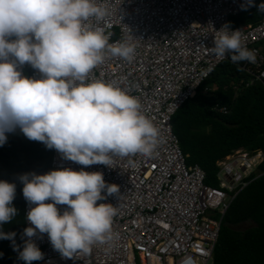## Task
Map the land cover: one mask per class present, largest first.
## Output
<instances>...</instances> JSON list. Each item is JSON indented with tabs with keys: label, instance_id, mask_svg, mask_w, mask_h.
<instances>
[{
	"label": "clouds",
	"instance_id": "9594fccd",
	"mask_svg": "<svg viewBox=\"0 0 264 264\" xmlns=\"http://www.w3.org/2000/svg\"><path fill=\"white\" fill-rule=\"evenodd\" d=\"M252 4L246 0L241 7ZM256 8L264 12V2ZM107 15L104 0H0V145L18 128L85 166L111 167L115 156L153 154L161 138L139 98L112 82L87 79L106 56L134 58L130 39L109 42L107 25L101 24ZM210 50L232 62L256 58L228 22L216 29ZM25 63L38 71L37 78L21 73ZM18 180L30 205L29 226L22 230L27 239L17 253L24 264L43 258L32 239L38 234H47L61 258H81L95 245L111 247L118 240L112 228L117 207L97 201L118 194L119 186L107 183L101 171L64 167L26 172ZM14 195L15 183L0 179V225L17 214ZM15 235L0 229V239L10 240L14 251Z\"/></svg>",
	"mask_w": 264,
	"mask_h": 264
},
{
	"label": "built area",
	"instance_id": "2783aa9c",
	"mask_svg": "<svg viewBox=\"0 0 264 264\" xmlns=\"http://www.w3.org/2000/svg\"><path fill=\"white\" fill-rule=\"evenodd\" d=\"M104 2L109 15L101 24L107 25L109 42L130 39L134 58L106 56L87 79L112 82L138 97L141 111L158 128L161 140L152 155L115 156L111 167L80 165L53 149L52 169L98 170L107 183L119 186L118 194L97 201L117 207L112 228L119 238L111 247L93 246L87 256L61 258L47 234H38L32 239L43 258L30 264H182L186 258L187 264H215L223 217L235 197L261 175L264 152L233 151L217 163L218 187L210 186L198 164H187L172 119L221 63L231 61L227 54L221 59L210 50L216 29L226 22L240 30L242 45L255 52L254 62L238 61L252 76L250 84L264 83V12L257 23L233 27V18L249 10L255 0L245 8L241 5L246 0ZM20 70L25 76H39L27 63ZM29 207L27 203L25 216ZM57 207L62 210L66 205Z\"/></svg>",
	"mask_w": 264,
	"mask_h": 264
},
{
	"label": "trees",
	"instance_id": "16d2710c",
	"mask_svg": "<svg viewBox=\"0 0 264 264\" xmlns=\"http://www.w3.org/2000/svg\"><path fill=\"white\" fill-rule=\"evenodd\" d=\"M255 0L247 11L233 18V27L259 22L263 12ZM243 69L242 62L224 61L207 82L198 89L174 115L172 126L189 166L198 164L206 173V184L218 187L217 162L240 148L264 152V83L255 81ZM205 87L209 91H205ZM226 108L225 114L216 108ZM0 145V179L15 183L12 205L17 214L0 225L5 232L13 231L15 244L0 239V264H17L23 246L25 201L18 180L20 174H42L52 169L53 149L42 142L26 138L17 128L6 133ZM263 175L244 188L226 211L218 243L215 264H264V162L259 166ZM249 224L245 230H238Z\"/></svg>",
	"mask_w": 264,
	"mask_h": 264
},
{
	"label": "rangeland",
	"instance_id": "374dc122",
	"mask_svg": "<svg viewBox=\"0 0 264 264\" xmlns=\"http://www.w3.org/2000/svg\"><path fill=\"white\" fill-rule=\"evenodd\" d=\"M28 76V75H27ZM206 91V90H205ZM209 90H207L206 92H208ZM217 109V108H216ZM218 111H220V109H218ZM221 112V111H220ZM222 113H225L226 114V112H222ZM214 213H216L217 215H218V218H220V215H219V213H217V212H214ZM248 227H250V225L249 224H243V225H241V226H239V227H236V229H238V230H245V229H247Z\"/></svg>",
	"mask_w": 264,
	"mask_h": 264
},
{
	"label": "crops",
	"instance_id": "0c3cea01",
	"mask_svg": "<svg viewBox=\"0 0 264 264\" xmlns=\"http://www.w3.org/2000/svg\"><path fill=\"white\" fill-rule=\"evenodd\" d=\"M263 48H264V45H263ZM240 149H244V148H240ZM247 150V149H246ZM257 151H259V150H257ZM260 151H262V150H260ZM263 152V151H262ZM218 163V162H217ZM259 172L261 173V175L260 176H262L263 175V173H262V171L259 169ZM259 176V177H260ZM257 179V178H256ZM224 218V217H223Z\"/></svg>",
	"mask_w": 264,
	"mask_h": 264
}]
</instances>
